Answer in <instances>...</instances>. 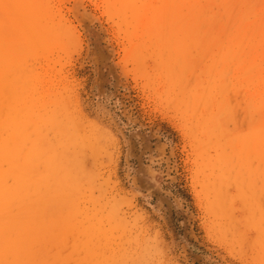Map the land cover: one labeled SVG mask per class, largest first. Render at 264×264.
<instances>
[{
    "label": "rangeland",
    "instance_id": "374dc122",
    "mask_svg": "<svg viewBox=\"0 0 264 264\" xmlns=\"http://www.w3.org/2000/svg\"><path fill=\"white\" fill-rule=\"evenodd\" d=\"M112 1L0 0V264H264L261 0Z\"/></svg>",
    "mask_w": 264,
    "mask_h": 264
},
{
    "label": "snow or ice",
    "instance_id": "6c2138e0",
    "mask_svg": "<svg viewBox=\"0 0 264 264\" xmlns=\"http://www.w3.org/2000/svg\"><path fill=\"white\" fill-rule=\"evenodd\" d=\"M260 27H261V36L262 41H264V0H261L260 4ZM15 243L13 237L8 232L0 233V252H8ZM5 264H13L11 261L5 262Z\"/></svg>",
    "mask_w": 264,
    "mask_h": 264
},
{
    "label": "bare ground",
    "instance_id": "6f19581e",
    "mask_svg": "<svg viewBox=\"0 0 264 264\" xmlns=\"http://www.w3.org/2000/svg\"><path fill=\"white\" fill-rule=\"evenodd\" d=\"M112 1V0H111ZM117 1V0H116ZM156 1V0H155ZM188 1H193V0H188ZM187 0H181V2H184L185 3V6H187L188 4H190L189 2H188ZM219 1V0H218ZM221 1V0H220ZM246 1V0H245ZM244 1V2H245ZM6 2V1H5ZM113 2V1H112ZM152 2V1H151ZM241 2H242V0H241ZM103 3V2H102ZM107 4L109 3L108 1L106 2ZM114 3V2H113ZM204 3V2H203ZM207 3V2H206ZM240 3V2H239ZM115 4V3H114ZM136 4H137V2H136ZM212 4V3H211ZM145 5H146V2H145ZM208 5V4H207ZM104 6V5H103ZM106 6V5H105ZM108 6V5H107ZM210 6V5H209ZM214 6V5H213ZM134 7V6H133ZM243 7V6H242ZM109 8V7H108ZM127 8H128V6H127ZM136 8V7H135ZM213 8V7H212ZM241 8V7H240ZM105 9V8H104ZM111 9V8H110ZM112 9H114V7H112ZM134 9V8H133ZM211 9V8H210ZM209 9V10H210ZM239 9V8H238ZM106 10V9H105ZM109 10V9H108ZM115 10V9H114ZM116 10H117V8H116ZM212 10V9H211ZM107 11V10H106ZM133 11V10H132ZM222 11V10H221ZM108 13H110L109 11H107ZM242 12V11H241ZM112 13V12H111ZM205 13V12H204ZM116 14H117V12H116ZM208 14V13H207ZM210 14V13H209ZM112 15H113V13H112ZM214 15V14H213ZM12 16V15H11ZM117 16V15H116ZM219 16V15H218ZM41 17V16H40ZM126 17V16H125ZM224 17V16H223ZM44 18V17H43ZM216 18V17H215ZM254 18V17H253ZM40 20H42V18L40 19ZM222 20H223V18H222ZM251 20V19H250ZM215 21V20H214ZM223 21H225V20H223ZM2 22V21H1ZM11 23V22H10ZM222 24V23H221ZM5 25V24H4ZM214 26V25H213ZM220 26V25H219ZM17 27V26H16ZM215 27V26H214ZM224 28V27H223ZM217 29V28H216ZM122 31V30H121ZM221 31V30H220ZM216 32V31H215ZM220 33V32H219ZM215 37V36H214ZM199 39V38H198ZM209 39V38H208ZM216 39V38H215ZM207 44H208V42H207ZM208 45H210V44H208ZM212 45V44H211ZM207 47V46H206ZM210 48V47H209ZM192 52H194V51H192ZM206 52V51H205ZM194 54H196V52H194ZM198 54V53H197ZM250 64V65H249ZM248 65H246L245 67H246V70L250 73L251 71H253V70H256V71H264V67H262V66H260V68H254L253 66H252V62H251V60H250V63H249ZM254 65V64H253ZM226 80V79H225ZM5 91V90H4ZM5 93V92H4ZM5 96V95H4ZM5 98V97H4ZM8 99V98H7ZM4 100V99H3ZM5 101V100H4ZM4 103V102H3ZM30 105V104H29ZM213 134V133H212ZM217 136V135H216ZM218 137V136H217ZM216 137V138H217ZM212 138V137H211ZM216 138H214L213 139V141L215 142V139ZM222 139V138H221ZM220 140V139H219ZM218 140V141H219ZM223 140V139H222ZM225 140V139H224ZM217 141V140H216ZM221 143V142H220ZM226 143V142H225ZM224 142H223V144H225ZM228 143V142H227ZM213 144V143H212ZM226 145V144H225ZM4 204H6V202L5 201H0V209L4 206Z\"/></svg>",
    "mask_w": 264,
    "mask_h": 264
}]
</instances>
